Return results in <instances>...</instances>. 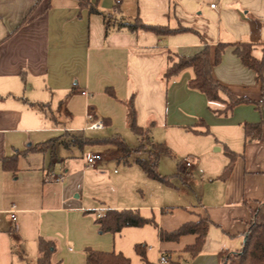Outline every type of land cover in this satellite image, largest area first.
I'll list each match as a JSON object with an SVG mask.
<instances>
[{
	"label": "crops",
	"instance_id": "1",
	"mask_svg": "<svg viewBox=\"0 0 264 264\" xmlns=\"http://www.w3.org/2000/svg\"><path fill=\"white\" fill-rule=\"evenodd\" d=\"M89 1L101 13L82 8L78 0H0V253L7 249L12 262L36 264L42 236L58 244L52 256L57 264H88L87 248L122 253L130 264H221L222 254L241 250L253 213L264 203V124L261 137L249 141L244 127L264 121V108L242 103L220 114L224 102L210 101L189 86L192 67L171 78L164 72L178 56H192L207 44L213 61L216 46L227 43L213 76L236 95L261 100V82L235 47L254 43V56H261L264 0ZM136 17L187 30L159 35L120 26ZM132 95L138 124L153 125L150 141L165 143L171 156L179 157L171 185L188 183L202 162L218 163L200 171L202 191L192 202L150 205L130 201L122 190L120 199L109 203L86 192L92 167L86 156L100 153L86 148L116 147L118 163L125 153L114 144L79 146L65 135L81 132L91 138L87 131L110 129L101 137L123 138ZM90 109L104 121L103 129H84ZM43 143H48L43 149L28 150ZM78 151L85 168L75 164ZM17 154L16 168L4 167V158ZM189 155L195 157L191 167L185 163ZM135 159L127 157L124 164L138 166L151 179ZM227 165L230 170L221 177ZM13 205L15 219L9 211ZM109 209H138L157 224L101 232L98 211ZM202 218L209 227L196 255L189 247L199 234L161 238V231ZM137 244L145 245L146 260L136 252ZM161 255L168 262H161ZM0 264L7 263L0 257Z\"/></svg>",
	"mask_w": 264,
	"mask_h": 264
},
{
	"label": "trees",
	"instance_id": "2",
	"mask_svg": "<svg viewBox=\"0 0 264 264\" xmlns=\"http://www.w3.org/2000/svg\"><path fill=\"white\" fill-rule=\"evenodd\" d=\"M78 1L82 8L88 7L91 13H101L89 0ZM120 26L128 27L132 31L138 29L153 31L159 35H168L187 30L184 27L170 28L168 26L146 24L140 19V17H136L134 22L128 21L121 23ZM228 45L229 44L227 43H219L216 46L213 61L211 58V48L208 44L204 49L192 56H178V59L165 70V78H171L184 69L192 67L195 76L189 81V86L202 91L210 101L224 102L226 107L217 111L220 114H228L237 105L242 103L254 104L258 109L264 108V94L261 100L238 96L229 87L223 85L213 76L212 68L214 65L221 62L222 54ZM260 45L262 50L260 57L254 56L253 50L255 44L251 42H244L241 45L236 46L235 52L245 66L255 71L256 78L261 82L264 91V42L260 43ZM106 91L109 94L114 95L111 88H107ZM222 95H225L228 99H224ZM126 107L128 126L138 136L140 140L139 147H143L144 136L145 134L149 136L150 127L153 125L143 128L138 124L134 95L126 101ZM200 122H203V120ZM263 124L264 121L258 123H245L246 141L260 138L262 135ZM80 140L79 143L78 141L75 142L79 146H82L84 142L85 144L92 145L114 144L120 147L125 154H129L130 152L129 145L120 136L91 137L85 139L82 138ZM51 141H55V139H52ZM47 144L48 143H43L38 145V147H30L28 150L43 149ZM152 145L155 147V150L149 151L146 157H136L135 163L141 167L149 178L171 185L169 177L162 175L159 172V161L162 154H168L170 156L173 154L165 143L152 142ZM17 158L18 154L9 158H4V167L15 169ZM178 167H181V162H178ZM229 170L230 165H227L221 177L225 178ZM96 222L99 224L101 232L114 233L121 231L124 227H142L149 223L157 224L154 218L143 216L138 209H109L102 217H98ZM208 227V219L202 218L197 222L185 223L172 232L161 231V238L163 240H177L180 236L185 234H199L196 244L189 247L192 253L196 255L201 250ZM135 248L136 252L142 257V259L146 260L145 245L137 244ZM38 249L39 258L36 264H57L52 260V256L57 249V245L54 241L47 240L40 236L38 240ZM86 252L88 264H130V259L122 253L103 252L92 248H87ZM221 256V264H264V203L253 213L252 219L245 233V239L241 250L233 253L226 252Z\"/></svg>",
	"mask_w": 264,
	"mask_h": 264
},
{
	"label": "rangeland",
	"instance_id": "3",
	"mask_svg": "<svg viewBox=\"0 0 264 264\" xmlns=\"http://www.w3.org/2000/svg\"><path fill=\"white\" fill-rule=\"evenodd\" d=\"M110 129L103 131H87V135L90 137L98 136L101 137L102 134H108ZM84 134L81 132L77 134L66 133L65 139L69 142L78 143L80 139H85ZM121 136L125 139L126 143L132 148L129 154H124L121 163H118V158L115 157L114 151L116 147L113 146H103L96 148H86L89 151L100 152L104 155V160L100 162L97 166H92L90 171L87 173V183H86V192L90 194V197L96 196L97 199L101 201H106L109 203H116L120 199L119 191H124L126 196L129 197L130 201L135 200H144L146 203L153 205L156 203L165 204L166 202H181L189 203L193 199H197L196 195H200L202 187L200 185L201 181V172L209 168H214L215 161H212L211 164L207 163V166L201 163L198 173L194 174V178H190L188 183H183L181 180H177L176 185H169L157 180L147 179L138 166L125 165L124 161L127 157H144L147 156L149 151L155 150V147L152 145V141L147 134H145V139L143 142V147H139L140 141L138 136L128 127L121 132ZM91 146L96 145H105V144H90ZM117 146V145H116ZM85 150V153L87 152ZM215 150V149H214ZM132 154V155H131ZM77 160L75 164L77 167H84L83 165V152H77ZM225 157V154H222ZM179 157L170 156L164 154L160 160L159 172L162 175H166L170 180L176 178L178 172L177 162ZM133 162V161H132ZM203 168V169H202ZM161 197V198H160ZM193 197V199H191ZM76 200V199H74ZM151 229V228H149ZM56 243V242H55ZM57 247L58 244L56 243ZM15 247V246H14ZM1 260L5 261L7 264H20L22 263L19 258H15L12 262L11 255L6 249L0 253Z\"/></svg>",
	"mask_w": 264,
	"mask_h": 264
},
{
	"label": "built area",
	"instance_id": "4",
	"mask_svg": "<svg viewBox=\"0 0 264 264\" xmlns=\"http://www.w3.org/2000/svg\"><path fill=\"white\" fill-rule=\"evenodd\" d=\"M213 7L215 6L214 4L212 5ZM86 95H88V92L85 91L84 92ZM86 119H87V123L86 126L84 127L85 130H100L103 129L105 127L104 121L100 118H97L95 113L90 109L88 110L87 114H86ZM104 159V155L101 153H89L86 156V160L88 163V166H95L97 163H99L100 161H102ZM195 157L193 155H189L187 160H186V166L187 167H191L193 165V161H194ZM53 179L59 182H62L64 177L61 175H52ZM12 213V218L15 219V212L17 211L15 209V205H13V208L11 210H9ZM104 215V213L99 210L98 211V217H102ZM160 261L161 262H168V257L166 255H161L160 257Z\"/></svg>",
	"mask_w": 264,
	"mask_h": 264
}]
</instances>
